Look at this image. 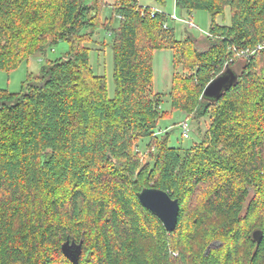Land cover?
Masks as SVG:
<instances>
[{"label": "trees", "instance_id": "1", "mask_svg": "<svg viewBox=\"0 0 264 264\" xmlns=\"http://www.w3.org/2000/svg\"><path fill=\"white\" fill-rule=\"evenodd\" d=\"M175 4L208 12L209 35L178 41L169 16L139 0H0L1 72L69 44L20 92L0 88V264H73L67 241L81 244L78 264H264V51L244 63L235 52L264 43V0ZM107 6L117 28L102 20ZM226 8L230 24H217ZM101 28L111 37L113 99L86 47ZM157 50L173 51L181 69L172 111L209 120L187 149L155 136L170 116L153 90ZM228 71L233 85L205 97ZM144 188L179 200L174 232L140 203Z\"/></svg>", "mask_w": 264, "mask_h": 264}, {"label": "rangeland", "instance_id": "2", "mask_svg": "<svg viewBox=\"0 0 264 264\" xmlns=\"http://www.w3.org/2000/svg\"><path fill=\"white\" fill-rule=\"evenodd\" d=\"M110 1V0H107ZM88 4H92L93 0H86ZM139 4L143 7H149L152 11L164 12L169 17L167 26L175 30L176 39L184 41L188 37L201 39L208 36L212 18L206 11L187 12L176 8L175 0H165L164 4L157 0H139ZM177 15L180 19H189L191 17L194 28H189L181 21H174L170 17ZM102 20L114 19V28L119 25V19L113 18V11L110 6H107L101 12ZM231 22V10L225 9L224 15L216 18V23L220 25H229ZM90 48V66L93 72L106 78L108 86V97H115L116 85L114 81V55L111 48V37L104 29H99L94 35L92 41L86 44ZM200 49H205V44H199ZM69 50V44L65 41L60 42L57 46L48 49L45 55L35 56L30 59L29 63L22 64L18 69L11 73L0 71V88L6 89L11 93H18L29 74L34 77L39 75V72L48 60H56L64 56ZM239 63H244L245 58H237ZM153 90L155 93L163 95V110L170 113V116L159 121L155 136L161 137L163 134H169V145L171 147H182L183 149L190 148L194 143H199L202 135L206 132L209 120L201 119L194 120L183 111H172L169 100L172 79L175 72H180V67H174V53L171 50H157L153 53ZM187 122L189 138H184V130L182 124ZM139 146L142 153H147L145 144ZM148 154V153H147ZM146 154V156H147ZM210 248L207 249L209 251Z\"/></svg>", "mask_w": 264, "mask_h": 264}, {"label": "water", "instance_id": "3", "mask_svg": "<svg viewBox=\"0 0 264 264\" xmlns=\"http://www.w3.org/2000/svg\"><path fill=\"white\" fill-rule=\"evenodd\" d=\"M235 81V74L228 71L206 87L204 96L216 98L231 87ZM137 197L146 209L160 219L167 232L171 233L176 230L180 211L179 200L173 199L167 192L157 188H144L137 194ZM253 238L257 243H260L262 232H254ZM62 252L73 264H78L82 255V247L81 244L77 245L75 242L67 241L62 246Z\"/></svg>", "mask_w": 264, "mask_h": 264}, {"label": "built area", "instance_id": "4", "mask_svg": "<svg viewBox=\"0 0 264 264\" xmlns=\"http://www.w3.org/2000/svg\"><path fill=\"white\" fill-rule=\"evenodd\" d=\"M159 11H153V13H156ZM172 20L174 21H178L179 18L177 17V15H173L172 17H170ZM179 21L183 22L186 26H188L189 28H194L195 25L192 22L191 17H189V19H180ZM165 27H167V25H165ZM209 35V34H208ZM264 51V43H260L258 44L255 48L250 49V50H241V51H236V57L237 58H245V59H250L251 57H253L255 54L263 52ZM182 128L184 130V138H189L188 135V124L187 122L182 124Z\"/></svg>", "mask_w": 264, "mask_h": 264}]
</instances>
